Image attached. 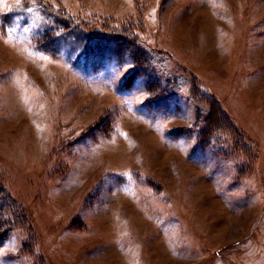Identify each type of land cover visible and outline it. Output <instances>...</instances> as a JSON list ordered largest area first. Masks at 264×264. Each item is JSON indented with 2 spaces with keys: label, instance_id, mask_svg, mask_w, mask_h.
Listing matches in <instances>:
<instances>
[{
  "label": "rangeland",
  "instance_id": "374dc122",
  "mask_svg": "<svg viewBox=\"0 0 264 264\" xmlns=\"http://www.w3.org/2000/svg\"><path fill=\"white\" fill-rule=\"evenodd\" d=\"M0 202V264H264V0H0Z\"/></svg>",
  "mask_w": 264,
  "mask_h": 264
},
{
  "label": "trees",
  "instance_id": "16d2710c",
  "mask_svg": "<svg viewBox=\"0 0 264 264\" xmlns=\"http://www.w3.org/2000/svg\"><path fill=\"white\" fill-rule=\"evenodd\" d=\"M49 30H51L53 33H52V35L50 36V37H47V43H49L53 38H55V37H57V36H59V35H56L57 34V32H61V34H70V33H72V31H73V33H77V34H79L82 38H83V40H84V42L87 40L89 43H91L90 44V46L91 45H93L94 43H99V42H107V41H103L105 38L106 39H109L110 37H106V36H103L104 38H101V37H98V38H101V39H99L98 41H94L95 40V38L97 37V36H95V35H86V33H84L83 32V30H82V28L81 27H78V26H74V25H72L71 24V22L67 19H64L62 16H53V15H51V19H50V23H49ZM61 28H63V30H66L67 28H72V29H74V30H68V31H62L61 30ZM55 35V36H54ZM52 37V38H51ZM51 38V39H50ZM50 39V40H49ZM111 39H113V38H111ZM117 39V38H116ZM121 39H117V41H120ZM56 42V41H55ZM116 42V41H115ZM40 43L43 45V41H40ZM130 43H132V45H134V46H132V50H133V52L134 53H136L137 51H138V53L141 55V54H143V50L140 48V46L138 45H136L135 46V44H134V42H130ZM89 45V44H88ZM87 45V46H88ZM143 51V52H142ZM105 52V51H104ZM98 53V52H97ZM99 54H101V53H99ZM103 54V53H102ZM109 57V56H108ZM137 60V59H136ZM137 65V64H136ZM146 73V72H145ZM1 202H2V204H3V206H4V199L3 200H1ZM0 202V203H1Z\"/></svg>",
  "mask_w": 264,
  "mask_h": 264
}]
</instances>
